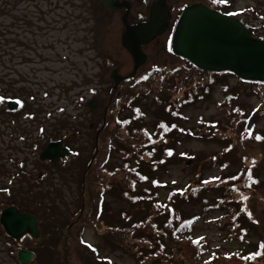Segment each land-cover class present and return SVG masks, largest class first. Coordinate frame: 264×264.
<instances>
[{
	"label": "rangeland",
	"instance_id": "374dc122",
	"mask_svg": "<svg viewBox=\"0 0 264 264\" xmlns=\"http://www.w3.org/2000/svg\"><path fill=\"white\" fill-rule=\"evenodd\" d=\"M168 1L176 13L195 2L217 6L214 0ZM228 5L231 9H252L243 14L245 20L254 24L257 32H264L262 2L229 0ZM121 14L120 10L103 6L101 0H0V211L9 203L26 205L38 217L39 228L37 238L26 234L13 245L14 239L0 225V264H19L11 251L17 246L35 251L31 264H50L49 260L51 264H87L89 254L83 256L79 238L93 246L99 259L110 260L111 264H149L150 260H140L139 252L125 244L122 233L126 225L141 220L145 214L121 195L123 189L117 177L104 171L120 165L119 146L111 138L113 149L108 160H103V153L110 147L105 146L100 155L98 150L102 133L111 131L114 125L108 123L111 117H128L132 121L140 118L134 115V107L151 131L163 119L182 127L169 143L162 145L174 151L165 164H154V156L145 159L150 165V181L144 185L150 190L147 192L162 202L172 189H187L178 202L183 203V213L188 216L202 213V197L210 198L213 205L217 196L226 193L225 188H232V194L243 198L246 215L239 218L246 232L243 239H230L226 222H208V217L221 214L219 209L197 218L193 234L205 236L210 249H261V256L255 258L258 252L253 253L246 263L264 264V85L240 81L230 73L212 75L214 83L207 97L185 105L181 109L184 117L177 116L178 119L168 115L164 104L152 95L133 94L132 103H126L134 79L121 80L113 90L110 77L114 68L125 76L133 65L120 43ZM171 32L169 26L161 38L143 46L148 58L134 78L146 75L152 67H158L163 75L179 67L183 71L184 60L171 53L167 45ZM206 76L201 74L199 80L205 81ZM158 80L163 83L161 78ZM224 86L233 95L229 107L227 102L220 103ZM15 97L22 99L24 106L9 111L7 103ZM92 100L94 107L89 106ZM237 105L239 110H235ZM256 107L248 119L246 116ZM116 133L123 135L124 131ZM93 136L97 138L94 149ZM54 139L78 154L73 151L55 162L38 160L41 149ZM10 157L15 161L10 162ZM160 158L166 156L160 154ZM20 161L21 166L18 164L15 170L14 163ZM11 170L25 176L19 179L16 173L13 178ZM101 171L108 185L101 190L104 198L97 210L95 195L99 186L95 188L90 179L94 172ZM217 175L223 179L219 188L202 184ZM155 181L160 185L154 186ZM196 186L210 189L193 196ZM39 187L41 191H37ZM73 220L70 227L66 226ZM183 248L165 258L163 264H176ZM140 250L146 252L142 247ZM203 259L200 264H205ZM96 264L105 263L98 260Z\"/></svg>",
	"mask_w": 264,
	"mask_h": 264
},
{
	"label": "trees",
	"instance_id": "16d2710c",
	"mask_svg": "<svg viewBox=\"0 0 264 264\" xmlns=\"http://www.w3.org/2000/svg\"><path fill=\"white\" fill-rule=\"evenodd\" d=\"M254 1H259L264 4V0ZM220 11L235 13L234 16L239 18L254 36L264 39V34L257 32V28L254 27V25L251 26L249 21H246L244 18L243 14L247 13V11H253L252 9L232 10L224 3H221ZM182 66L183 71H181L179 67V69L177 68L171 71L170 74L166 75H163L161 72H159L160 69L155 67L151 68L146 75H143L139 78L133 77L125 79L122 82H128L134 79V83L131 86L132 89L130 90V95L128 96L129 99L126 100V103H132L134 97L133 94H135V96L145 97L152 95L153 98L160 100V102L164 104V109L167 111L166 113L168 115H175L176 113L174 112L183 107L186 103H188V101L191 102L197 100L200 97L206 96L210 92L211 85L214 83L212 75L221 74L201 71L194 68L189 62L185 60ZM177 73L179 75H176ZM201 74H204L205 76L208 75L206 76L205 81L199 80V76ZM159 78H161L164 84L158 80ZM255 84H259L261 86L262 83L256 82ZM160 96L164 97L163 100L160 99ZM232 98L233 95H226L228 107ZM169 99L170 101L168 102ZM134 108L135 109H133V113L135 116H139V119H133L132 121L128 117H113L114 119L111 117L112 121L110 120L108 123L114 124L112 130L102 133L100 137L102 145L98 149L100 155L101 150L105 146L110 147V151L103 153V160H108L113 149L112 139H115V142L119 146L118 154L121 156L122 161L119 166L113 167L112 169L104 168V171L110 175L114 174L115 177H117L118 184L119 186L121 185L120 187L123 189V193L121 192V195L131 201L135 207H139L142 210L141 212L145 214L142 216L141 220L133 221L132 224L126 225V228L122 230L124 240H126L125 244H127L129 248L135 249V252H139L140 260L144 262L147 259L150 260L148 262L149 264H163L165 258L169 257L174 251L182 247L184 248L179 250L181 259L177 260L176 264H200L203 256H205L203 259L205 260V264H226V262H232L234 264H238L240 262L241 264H247L246 260H249L250 256L253 258V253L256 255L258 252V256L255 258L261 256V249L256 251H247L245 249L222 251L215 247L210 249L205 237H194L193 226L195 220L193 217H187L183 214L182 202H178V199L183 197H173L175 199L168 198V201L162 203L156 199L157 197H153L151 193H148L150 192L149 189L144 187L147 177L145 178L143 176L147 175L150 165L144 162L145 158L151 159L154 156L155 160H159L160 154L169 156L168 153L170 151L167 149L164 150L162 145L164 143L166 144L169 139L172 138L171 134L174 130L170 128L171 123L169 119L158 121L155 124L154 129L152 131L149 130L142 123V117L137 107ZM235 110H239L238 105ZM134 120L138 122L135 123ZM161 124H163L165 127L161 128ZM172 127L176 128V126ZM104 128L108 129L106 126ZM120 129L124 131L123 135L116 133V130ZM95 143L96 139L95 136H93V149L96 147ZM148 147L150 148L148 149ZM172 156L173 155H171V157ZM87 170L88 169H86V171ZM101 174L102 171L101 173L94 172V175H91L90 179V181H93L95 188L99 186V188H97V191L99 192H97V195H95L97 199L100 197L102 188L108 185V183L102 178ZM84 177L85 176H83L82 183L85 182ZM144 178L146 180H144ZM217 180L219 182L212 185L215 188L223 185V182L220 183V181L223 180L222 178H217ZM141 185H143V187L140 192L139 186ZM203 189L204 188L197 187L192 190V194L198 196L203 192ZM225 190L226 193H224L222 197H216V202L213 205H211L210 198L203 197V214L208 215L209 211L219 209L221 211L220 216L214 218V220L210 219V222L218 223L219 225H222L223 222H226V227L229 230V238L243 239V234L245 233L239 220V218L242 217L240 215L246 213L242 207L241 201L243 198L234 193L232 194V188H225ZM81 191L84 193L82 188ZM8 205H15L20 211H27L34 215V211H32V209L26 205H18L16 203H9ZM155 208L156 211L154 210ZM79 217H77V219ZM73 222L74 220L70 221L66 226L70 227ZM79 242L83 246L81 250L83 256L86 257L89 254V262L87 264H96L99 258L96 256V251H93L94 248L83 244L80 241V238ZM12 243L15 245L16 241L12 240ZM185 246H188L190 250ZM141 247L144 248L146 252L141 251ZM20 249L32 251L35 254L33 249L17 246L11 249L15 259V255H17V252ZM136 255L138 256V253H136ZM196 260H198L199 263ZM49 261L51 264L52 260ZM84 264L86 263L84 262Z\"/></svg>",
	"mask_w": 264,
	"mask_h": 264
},
{
	"label": "water",
	"instance_id": "95a60500",
	"mask_svg": "<svg viewBox=\"0 0 264 264\" xmlns=\"http://www.w3.org/2000/svg\"><path fill=\"white\" fill-rule=\"evenodd\" d=\"M103 4L113 6L109 0H103ZM169 18L165 2L156 0L147 21L132 26L125 24L121 44L132 56L133 67L126 76L118 74L117 68L111 72L114 89L121 80L135 75L146 59L141 46L163 33ZM171 50L198 69L230 71L244 80L264 82V39L253 37L236 17L211 10L201 3L187 6L181 12L174 28ZM94 105V101L89 103L90 107ZM9 108H15V101L9 103ZM69 153L61 147L60 141H53L40 153V158L56 159ZM0 224L6 234L16 240L24 234L33 238L39 235L36 218L28 212H20L16 206L1 211ZM32 258L30 251L17 252L19 264H30Z\"/></svg>",
	"mask_w": 264,
	"mask_h": 264
},
{
	"label": "flooded vegetation",
	"instance_id": "af4514ba",
	"mask_svg": "<svg viewBox=\"0 0 264 264\" xmlns=\"http://www.w3.org/2000/svg\"><path fill=\"white\" fill-rule=\"evenodd\" d=\"M153 1L154 0H152L150 2H142V0H136V1L111 0V4L114 5V7L111 9L122 11V14L120 15V21H121L122 25H123V18L126 20L128 25H134V24H138L142 21H145L147 19L149 9H150ZM166 1L168 3V6H169V8H168L169 13L172 17L170 24H172L174 19H175V11H173V7L169 4V1L168 0H166ZM141 8H143V10L145 8V10L140 11ZM136 10H139V12H136ZM162 35H160L158 37L161 38ZM158 37H156L154 40H156ZM154 40L151 42H154ZM62 144H63V146H65L63 142H62Z\"/></svg>",
	"mask_w": 264,
	"mask_h": 264
},
{
	"label": "snow or ice",
	"instance_id": "6c2138e0",
	"mask_svg": "<svg viewBox=\"0 0 264 264\" xmlns=\"http://www.w3.org/2000/svg\"><path fill=\"white\" fill-rule=\"evenodd\" d=\"M214 2H216V3H227V0H214ZM229 15H235V13H229ZM45 95H46V94H45ZM2 101H3V97H0V102H2ZM15 103H16V104H21L22 102H21L19 99H17V100L15 101ZM61 111H62V109H61ZM160 127L163 128V127H165V126H164L163 124H161ZM41 131H43V129H41ZM21 139H23V137H21ZM256 139L259 140V139H261V137L257 136ZM168 155L171 156L172 153L169 152ZM204 183H208V181H204ZM89 247H91V246L89 245ZM93 251H95V249H93Z\"/></svg>",
	"mask_w": 264,
	"mask_h": 264
}]
</instances>
